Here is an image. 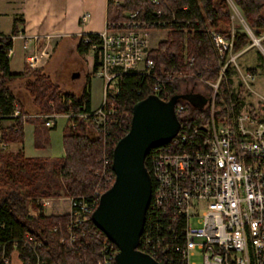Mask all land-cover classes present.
I'll return each instance as SVG.
<instances>
[{"label": "built area", "instance_id": "obj_1", "mask_svg": "<svg viewBox=\"0 0 264 264\" xmlns=\"http://www.w3.org/2000/svg\"><path fill=\"white\" fill-rule=\"evenodd\" d=\"M153 3L159 4L157 0ZM161 15L157 9V20H146L139 17L138 11L129 12L122 21L107 22L97 41L84 38L97 64L94 73L103 82V99L96 110L70 112L68 118L82 117L104 126L108 116L116 113L110 98L117 95L119 77L126 73L151 77L154 81L147 96L169 100L160 97L159 92L176 77H160L149 57L150 33L163 30L159 25H167V21L158 19ZM208 32L221 62L220 70L214 81L197 74L201 84L193 89V94L205 98L201 109L208 110V118L191 125L185 106L175 103L174 112L180 118L178 131L168 143L154 148L150 160L152 192L147 211L160 216L155 222L159 231L150 226L145 229L144 222L137 249L159 264H264V115L258 117L252 104L246 109L240 97L241 93H251L249 83L255 75L241 76L243 92L229 85L228 93L234 99L226 101L222 82L230 78V71L239 70L241 50H233L234 33L227 38L215 30ZM245 33L250 38L246 49L260 45L261 38L248 27ZM47 58L44 49H36L25 56V61L35 69L43 67ZM14 107L8 117L20 115L16 104ZM45 124L49 126L51 121ZM110 179L111 175L105 176V183L111 186L114 177ZM98 188L88 199L69 197L70 225L74 228L91 218L103 193ZM55 200L41 199L42 209L52 208ZM21 242L20 249H28L34 259L20 257L18 242L8 250L6 244H0V264H12L14 258L20 264H45L36 253L40 247L36 239L25 235ZM101 253L102 264H110L117 248L106 245Z\"/></svg>", "mask_w": 264, "mask_h": 264}, {"label": "trees", "instance_id": "obj_2", "mask_svg": "<svg viewBox=\"0 0 264 264\" xmlns=\"http://www.w3.org/2000/svg\"><path fill=\"white\" fill-rule=\"evenodd\" d=\"M157 1L159 4H154L153 0H107L106 20L117 23L134 11L139 12L141 19L157 20L156 10H161L162 15L158 19L167 21V25L159 27L168 30L167 36L149 52V57L154 64L153 70L160 77H176L159 92L160 97L170 99L193 93V89L201 84L196 79L197 74L207 80H216L221 62L217 59L208 31L215 30L230 38L231 13L225 0ZM231 2L240 10L256 37L264 32V0ZM17 23L14 20L11 35L0 34V115L3 116L0 120L13 121L11 126L0 128V143H22L23 125L31 121L35 124L34 144L39 147L48 132L43 126V115L90 111V76H86L81 91L73 93L62 90L43 67L32 69L26 66L22 73L10 72L8 54L12 48V36L17 33ZM84 38L94 42L98 34L88 33L79 37L76 45L79 56L89 52L90 43H85ZM249 43L250 38L244 31L234 32V51L243 49ZM93 67L94 70L97 67L95 61ZM153 81L151 77L139 74L121 75L118 93L110 98L116 113L108 116L104 126H98L90 119L69 117L62 129L64 156L26 157L21 150H0V244H6L8 250L14 242H18L20 257L23 260L34 259L28 249H20L21 239L30 235L40 243L36 253L45 264H102V249L113 244L91 218L74 228L70 225L69 212L47 214L40 201L60 197L88 199L98 185L101 193L109 188L105 176L111 175L110 181L113 180V148L129 129L133 105L148 95ZM14 84L28 94L36 109L35 114L39 116L22 117L28 113L14 92ZM230 84V79L222 82L221 92L226 101L234 99L233 94L228 93ZM206 90L209 92L208 86ZM176 103L185 106L191 125L207 120V109L193 106L182 98ZM14 104L20 115L8 117L13 113ZM155 152L156 149H151L144 159L149 174L150 160ZM159 217L155 211H147L145 229L150 226L159 231L155 224ZM110 264H115V261Z\"/></svg>", "mask_w": 264, "mask_h": 264}, {"label": "crops", "instance_id": "obj_3", "mask_svg": "<svg viewBox=\"0 0 264 264\" xmlns=\"http://www.w3.org/2000/svg\"><path fill=\"white\" fill-rule=\"evenodd\" d=\"M106 7L107 0H0V34L5 36L11 35L14 20L18 21L16 24L17 33L12 36V48L8 54L10 72L22 73L27 66L25 56L36 49H44L48 53V60L51 54L53 55L55 53V50L62 41H71L76 52V45L80 36L88 33L99 34L106 28ZM236 9L238 8L236 7ZM2 19H6L9 22L7 25L8 28H3ZM235 29L236 27L232 22L231 33H234ZM258 37L261 38V52L249 54L248 52L251 47L241 49V55L238 57V61L240 62V60H242L245 67L241 68L238 62L239 70H232L229 72V79L231 81L230 85L242 92L245 85L241 78L242 75H245L246 73L255 75L254 81L249 83V85L252 89L251 93L256 94L257 92L254 86H257V76H264V32ZM87 54L92 56L91 52L84 55L86 56ZM258 54H260L263 59L260 58ZM93 65L94 58L92 56V71L94 70ZM48 73L50 74L49 71ZM89 82H91V76ZM21 89H17V96L28 113L22 115V117L28 116L30 118H35L39 116L35 114L36 109L32 104L31 98L23 89ZM258 96L260 99L264 98L262 95ZM240 97L243 99L242 93ZM61 117L64 119L67 118L65 120L66 124L68 121L66 114L53 113L43 115L45 122L49 119L51 124L47 126L44 122L43 126L48 129V132L45 134L43 139L44 142L41 146H35V124L28 121L23 125V142H1L0 150H7L8 152H17L21 150L26 157H53L49 155L52 140L51 135L57 127L58 119ZM12 124V119L0 120V128H7ZM28 128L33 139L34 154H31L32 152L25 144L26 130ZM36 153L38 154L35 155ZM61 156H64V153Z\"/></svg>", "mask_w": 264, "mask_h": 264}, {"label": "water", "instance_id": "obj_4", "mask_svg": "<svg viewBox=\"0 0 264 264\" xmlns=\"http://www.w3.org/2000/svg\"><path fill=\"white\" fill-rule=\"evenodd\" d=\"M179 98L196 107L205 103L204 97L193 93L168 101L147 96L133 105L129 129L113 148L114 180L100 195L91 220L117 248L115 264H159L137 249L152 192L144 159L151 149L168 143L177 133L174 105Z\"/></svg>", "mask_w": 264, "mask_h": 264}, {"label": "rangeland", "instance_id": "obj_5", "mask_svg": "<svg viewBox=\"0 0 264 264\" xmlns=\"http://www.w3.org/2000/svg\"><path fill=\"white\" fill-rule=\"evenodd\" d=\"M229 6V10L231 13V25L232 22L236 27V30L244 31L247 29V24L238 9L232 4L231 0H225ZM9 22L6 19H2L3 28H8ZM249 28V27H248ZM167 29L165 30H156L150 33V47L156 48L159 41H162L167 36ZM260 43V42H259ZM73 43L71 41H62L55 53L49 57V59L43 65V69L45 71L50 72L51 78L57 82L60 88L64 91H71L73 93H79L82 89V85L85 82L86 76L89 74L91 76L90 82V104L91 109L96 110L98 106L101 104L103 99V82L100 77L92 71V56L87 54L86 56H78L73 48ZM260 45L252 46L249 49V54H256L260 51ZM264 48V45H263ZM260 58L261 55L258 54ZM263 59V58H262ZM264 61V60H263ZM262 61V62H263ZM239 62V61H237ZM241 63V64H240ZM251 65V64H250ZM239 66L245 67L242 60L239 62ZM264 68V67H263ZM256 70V69H255ZM263 71V70H262ZM264 72V71H263ZM74 74H78V77H74ZM258 95H262L264 97V76H257V86H254ZM14 92L17 94L19 86L14 84ZM22 90V89H21ZM20 90V91H21ZM256 93H244L242 98L244 99V104L246 109H248V105H253L255 107V113L258 117L264 115V100H261L260 97ZM67 119V118H66ZM63 117L59 118L57 121V127L52 132V140L50 146L49 155L53 157H61L64 153V149L62 146V129L65 124V120ZM25 144L28 149L34 154L33 148V139L30 133L29 128L26 130V140ZM7 151V150H3ZM36 153L35 155H37ZM69 198L60 197L59 199L54 201L52 208L46 209L47 214H60L66 213L69 210ZM12 264H20L19 261L14 258Z\"/></svg>", "mask_w": 264, "mask_h": 264}, {"label": "bare ground", "instance_id": "obj_6", "mask_svg": "<svg viewBox=\"0 0 264 264\" xmlns=\"http://www.w3.org/2000/svg\"><path fill=\"white\" fill-rule=\"evenodd\" d=\"M183 78V77H182Z\"/></svg>", "mask_w": 264, "mask_h": 264}]
</instances>
